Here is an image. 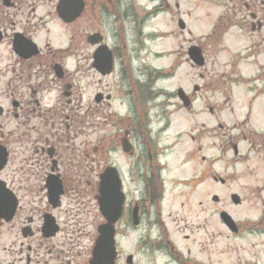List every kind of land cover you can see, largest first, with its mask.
Here are the masks:
<instances>
[{
  "label": "flooded vegetation",
  "instance_id": "1",
  "mask_svg": "<svg viewBox=\"0 0 264 264\" xmlns=\"http://www.w3.org/2000/svg\"><path fill=\"white\" fill-rule=\"evenodd\" d=\"M82 2L80 15L66 24L56 13L60 0H0V146L6 151L0 170V264H93L91 206L110 166L116 167L125 197L118 239L135 233L130 246L117 242L114 264H216L201 258L204 242H190L191 234L175 239L178 229L195 233L205 227L203 193L195 197L192 183L205 181V148H216L211 160L216 173L207 178L221 186L235 178L246 182L244 196L229 194L231 205L246 204L244 215L230 214L233 237L249 239L239 264H264V0ZM190 2L214 6L216 20L209 34L194 39L186 37L193 33L187 25L181 29L176 55L196 66L189 50L197 47L204 68L208 50L215 49V76L202 85L169 89L161 85L175 76L172 65L169 73L143 59L172 57L167 47L151 44L171 40L177 31L146 29L163 15L178 26L186 23ZM51 6L55 26L71 30L67 47L55 48L45 38L51 34ZM126 31L134 34L136 47L126 42ZM100 47L109 48L114 59L104 75L94 67ZM194 56L201 60L198 51ZM91 72L105 80L84 101L80 80ZM51 92L54 100L47 96ZM204 116L213 126L200 120ZM179 122L191 126L177 128ZM177 154L181 165L199 160V175L170 176ZM217 197L214 204L224 199ZM179 199L177 217L167 206ZM222 207L212 216L227 228Z\"/></svg>",
  "mask_w": 264,
  "mask_h": 264
},
{
  "label": "rangeland",
  "instance_id": "2",
  "mask_svg": "<svg viewBox=\"0 0 264 264\" xmlns=\"http://www.w3.org/2000/svg\"><path fill=\"white\" fill-rule=\"evenodd\" d=\"M191 4L192 2L188 4L190 14L187 15L185 22L187 25V29L191 30L193 32L192 33L193 35L187 33L186 37L189 39H194L195 37H199V35L201 36L207 35L212 31L214 27V22L216 20V8L208 3L205 4V6H200V7L199 6L195 7L196 6L195 3L193 4V6H191ZM185 8L183 7L182 9ZM49 9L52 10V15H51L52 21L51 23L47 24V27L50 28L51 34H45V38H48L52 46L55 48L67 47L69 45V37L71 30H69V26L62 25L61 27H56L55 24L57 23V20L55 17L54 8L51 6L49 7ZM173 15L176 17L177 15L179 16L178 11L174 9ZM153 27H156L157 30H159L160 28L161 31H167L172 29L177 31V35L173 36L171 40H167V41L162 40L163 42H161V40H158L157 42L151 44L152 48H157L160 46L167 47L166 51L174 52L172 57H169L166 60L159 61V59L154 60L152 58H148V56L145 55L143 59L144 62L146 63L150 62L151 64H153V66L167 67L166 71H169V73L171 72L172 69H173L172 72H176L175 76H173L171 80L169 79L166 80V82H164L163 85L161 86H165L169 89H172L177 84H180V87L186 84L191 86L196 82H199L200 85H202L205 83V81L208 80L210 76H215V70L213 71L211 66L212 60L214 59V55L212 51H215V49L212 48L208 50V54H207L208 66H205L204 68H199L196 66H191V64L188 65L184 62L185 56L183 54H181V56L179 54L176 55L177 52L180 50L181 42L183 40V35H181V29L176 23V19L175 22L173 23L170 21L168 16L165 15L160 16L156 20L152 21V23L150 22L146 30L149 31ZM129 29L130 28L128 26L127 31ZM116 30L117 29L114 26L111 36L113 34L115 35ZM127 31H126V39H125L126 42L129 43L133 41V44L132 43L131 44L133 45V47L134 46L136 47L137 39H135V36H133L134 34H132L131 32L127 33ZM111 39L116 42L119 40L116 39V36L115 38L112 37ZM80 57L83 56L80 55ZM76 59L77 56L75 55L72 56L69 65L70 68L75 67ZM171 65H172V69H170ZM176 69L177 71H175ZM200 76L202 77L201 79ZM101 78L102 77L100 75L95 74V72H91L90 75L83 74L81 76L79 91L83 93L84 101H87L89 96L93 97L97 89H99L102 86V83H100ZM47 96L50 97L52 100H54L56 96V92L48 93ZM200 120H202V122L203 121L206 122L207 123L206 126L208 127L213 126L212 123L213 121L212 120L210 121L208 117L200 118ZM184 124H186L187 126H185ZM184 124L182 122H179L177 128L185 129L186 127L189 128L191 126V123L189 122ZM13 126H15V123ZM175 131L176 129L173 128L170 134L174 136ZM214 141H216V138L214 139ZM210 142H212V140H210ZM204 155L206 157V161L204 162L203 165V167L205 168V181L202 185H199V181H198L199 179L198 180L194 179L192 183H194V185L197 186L194 194L195 197L197 194L199 198L200 192L202 191L203 193V200L205 206V212L203 218L205 222V227L201 228L200 230H197V232L195 231V233H191L190 228H186L185 230L178 229L177 230L178 233L175 239L182 241L184 240L183 235L191 234L192 237L190 239V242L193 239H196L197 242H204V246H205L204 256H202L201 258H203L206 263L208 262L212 263L214 260H216V264H239V262L243 260L242 257L243 253L246 254L245 248L249 240L248 237H246V235L238 236L236 238L233 237L232 233L223 226L218 215L215 214V216H212L213 214L212 212L213 211L216 212V207H219L217 209L224 208L222 207V205L225 204V210H227L229 214L237 215V217L239 216V214L244 215L246 204H243L239 207H236L233 204L231 205L229 194L231 192L238 191L240 192L241 195L244 196L245 195L244 187L246 182L242 178L239 179L235 178V180L229 182L225 186L216 184L211 178H207V175L209 176L211 175L210 173H214V172L216 173V163L214 164L211 163V160L216 158V148H205ZM182 158L183 157L180 156L179 154L173 157L170 164L169 175L170 176L178 175L180 177H188V178H191L192 176L195 175H199L201 170V165L199 164V160L198 161L195 160V162H187L181 165L178 162V160H181ZM196 163L197 165H195ZM236 167L234 169L237 172L241 171V169L243 168V166L241 165H236ZM229 170H233V167L230 166ZM182 189L183 188H179L178 190H182ZM213 195H218L222 199L224 197V199L220 204H214ZM180 201L181 199H179L177 203H173V205L168 204L167 206L168 212L172 211L174 216L180 217V215L176 214V209L179 208ZM91 210H92V215L90 219H92L93 225L90 226L88 230L92 232V236H96L97 226L101 222V215L99 213V209L95 200L93 202V205L91 206ZM194 222H196V220H194ZM185 223H186L185 221L183 222L180 221L178 227L184 228ZM188 224L189 226H191V223ZM134 239H135V233L131 232V234L128 237H125L123 240L120 241L119 239V242H126L124 245L125 247H128L131 244H127V243L134 242ZM215 248L216 250H214Z\"/></svg>",
  "mask_w": 264,
  "mask_h": 264
},
{
  "label": "water",
  "instance_id": "3",
  "mask_svg": "<svg viewBox=\"0 0 264 264\" xmlns=\"http://www.w3.org/2000/svg\"><path fill=\"white\" fill-rule=\"evenodd\" d=\"M84 8L82 0H61L58 5V15L66 23L74 21ZM184 28V24H181ZM97 43V42H95ZM94 43V44H95ZM198 51L201 60L194 56ZM198 48L193 47L190 50L191 58L198 64L202 65V55ZM112 55L106 47H100L94 55V67L101 73L106 74L112 69ZM6 163V151L0 146V170ZM98 202L101 213L107 220V223L99 226V238L94 251L93 264H113L115 251V226L122 212L123 195L121 193V184L115 168H109L102 176L99 186ZM56 198L59 192L55 193ZM4 199L0 196V207L4 205ZM223 218L230 224V217L224 213Z\"/></svg>",
  "mask_w": 264,
  "mask_h": 264
}]
</instances>
